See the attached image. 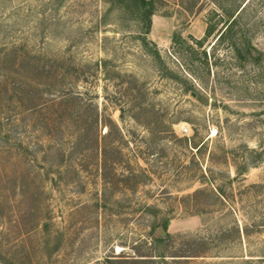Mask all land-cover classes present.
Instances as JSON below:
<instances>
[{"label":"rangeland","instance_id":"1","mask_svg":"<svg viewBox=\"0 0 264 264\" xmlns=\"http://www.w3.org/2000/svg\"><path fill=\"white\" fill-rule=\"evenodd\" d=\"M245 1L155 0L146 38L160 64L138 39L132 4L0 0V45L56 64L24 72L30 89L53 94L25 100L18 126H0V264L138 258L163 218L195 247L175 264H264V0H247L240 20L252 25V58L242 63L218 41L227 19L219 7ZM174 35L202 42L210 74L181 60L200 77L195 95L168 78L182 72ZM244 157L252 166L242 171Z\"/></svg>","mask_w":264,"mask_h":264},{"label":"trees","instance_id":"2","mask_svg":"<svg viewBox=\"0 0 264 264\" xmlns=\"http://www.w3.org/2000/svg\"><path fill=\"white\" fill-rule=\"evenodd\" d=\"M106 1L110 2L111 4L120 3V5H125L129 3L134 6V12L143 25V32H141V35H139L138 39H140L144 49L151 51V54L149 55L154 61H157L160 64L163 63L156 44L146 38L151 28V18L155 12V0ZM245 2H241L231 9L219 7L227 19L224 22V29L221 31L218 41L228 40V42H230L229 47L232 50L235 58L242 63L253 57L252 51L254 50L245 33L249 29V26L252 25L249 23L246 24L244 22H240L243 13H245V11H247V7H249V1L246 3ZM212 30V28L208 29L206 34H211ZM194 44L195 46L190 45L180 35H174L172 37V53L170 54L178 62L182 72L167 73L168 75H171V77L168 78L174 80L176 84L181 85L182 92L187 93L190 91V93L193 95H195V92L193 91L194 85L192 84V81H195L197 78L200 79V77L195 74L193 69L188 67L185 68L181 63V60H185L186 57L190 56L191 62L197 61L199 66H203L204 68L206 67L205 69L207 70V74H210L209 64L205 52L200 53L198 51V48H201L202 42L195 41ZM200 54L202 56H200ZM44 57L45 55L27 49L23 45H15L14 43L0 45V103L4 101L9 105L15 103L17 106H15V110L6 108V113H3V111L0 110V126H18L17 117L19 112L17 111L20 107H23L25 100L33 101L34 99H44V96L53 94L52 92L54 89L50 86L42 90L30 89L31 86L23 75L26 70L46 72V70H50L54 66L56 67V64L54 62L51 63V60L44 61ZM72 70L75 71V73L77 72L76 68L74 67ZM164 70H166V68H164ZM83 72L84 71H82L81 74L84 76L83 79L86 81L87 77H85ZM62 97L63 96H58V98ZM54 102L55 99H51L46 100V102L43 101L42 104L47 105ZM35 105L37 106L36 103ZM21 145L22 143H19L20 148ZM65 153L66 151L63 150L61 154L64 155ZM242 159H244V161L240 163L241 169H243L242 171L252 166L246 161L245 157ZM237 168L240 167H236V170ZM239 174L240 172L237 171L236 176ZM218 199H221V202L227 201L225 193L221 187H218ZM168 225L169 220L166 218H163L161 222H154L148 241L143 240L137 247L138 249H146V255H137L138 258L113 256L111 258L104 259V262L100 264H175V261H178V259L196 257L191 255L194 254L193 250L195 247H192L188 244V241L190 240L184 237L175 239L168 233ZM157 228H161L162 234L154 235V230ZM237 233H239L238 228ZM243 233L245 234V232ZM224 239L226 240L225 234H223V236H221L218 241L224 244ZM201 244H204V242L202 239H199V241H197V245Z\"/></svg>","mask_w":264,"mask_h":264},{"label":"built area","instance_id":"3","mask_svg":"<svg viewBox=\"0 0 264 264\" xmlns=\"http://www.w3.org/2000/svg\"><path fill=\"white\" fill-rule=\"evenodd\" d=\"M216 132H217V131H216V130H214V131H213L211 134H212V135H215V134H216ZM182 133H183L184 135H186V134L188 133V128H186V127H183V128H182Z\"/></svg>","mask_w":264,"mask_h":264}]
</instances>
